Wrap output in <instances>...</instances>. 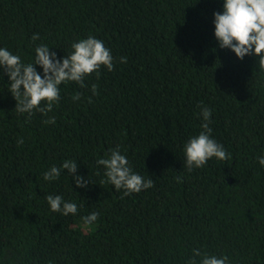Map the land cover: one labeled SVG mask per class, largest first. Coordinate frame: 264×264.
<instances>
[{
    "label": "trees",
    "instance_id": "1",
    "mask_svg": "<svg viewBox=\"0 0 264 264\" xmlns=\"http://www.w3.org/2000/svg\"><path fill=\"white\" fill-rule=\"evenodd\" d=\"M220 11L222 0H0V46L25 62L41 42L64 56L93 35L114 64L85 87L62 83L53 110L27 120L0 68V264H186L194 249L264 264V72L258 57L219 47ZM201 104L231 155L189 171L183 145L202 130ZM117 145L152 187L125 196L105 182L95 162ZM68 158L86 187L66 169L43 179ZM47 194L77 214L51 211ZM92 211L98 220L83 226Z\"/></svg>",
    "mask_w": 264,
    "mask_h": 264
},
{
    "label": "clouds",
    "instance_id": "2",
    "mask_svg": "<svg viewBox=\"0 0 264 264\" xmlns=\"http://www.w3.org/2000/svg\"><path fill=\"white\" fill-rule=\"evenodd\" d=\"M214 36L220 48L231 50L235 56L243 60L246 55L258 57V68L264 72V0H222V11L213 13ZM40 39L39 33H34L32 41ZM71 51L64 56H58L46 43H39L34 48V58L25 62L20 55L9 48L0 46V68L8 77V91L16 101L15 111L26 114L30 119L34 112L43 115L53 110L60 99V85L75 82L85 87V77L93 73L98 77L100 69L112 71L113 55L105 42L96 36L88 35L71 43ZM124 58H121L123 61ZM39 66V70L37 69ZM2 78V76H0ZM91 91L97 94V85L91 86ZM81 93L74 92L72 99L77 101ZM43 102V103H42ZM213 109L207 105L199 106L198 116L201 119V131L192 135L183 145L184 165L189 171L203 167L213 157L227 160L231 155L212 136L210 127ZM54 120V117L50 118ZM18 143H23L20 138ZM256 160L264 167V153L257 155ZM96 165L103 166L105 182L116 190L123 189L125 196L139 193L153 185L150 176L136 172L126 154L119 145L110 148L105 156L96 160ZM67 170L77 187H86L89 178L77 174V161L64 159L59 165L52 164L43 173L45 181L59 179ZM179 180L180 177H177ZM53 212L61 215H76L78 205L75 201L65 200L61 194H47L44 197ZM99 213L92 211L81 218L85 227L93 226ZM186 264H230L227 255L217 256L208 252L193 250V256Z\"/></svg>",
    "mask_w": 264,
    "mask_h": 264
}]
</instances>
